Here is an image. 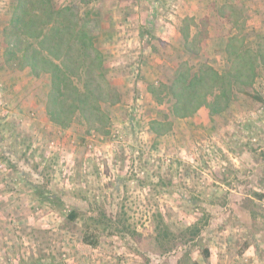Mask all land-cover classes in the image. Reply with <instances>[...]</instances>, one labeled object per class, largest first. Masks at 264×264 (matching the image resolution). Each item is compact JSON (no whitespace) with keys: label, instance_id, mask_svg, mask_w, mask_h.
<instances>
[{"label":"rangeland","instance_id":"374dc122","mask_svg":"<svg viewBox=\"0 0 264 264\" xmlns=\"http://www.w3.org/2000/svg\"><path fill=\"white\" fill-rule=\"evenodd\" d=\"M31 1L36 11L42 0ZM17 3L0 0V264H205L219 253L264 261V187L234 186L245 177L264 184V0H53L89 15L111 82L93 71L94 84L122 95L100 101L108 121L77 116L59 130L46 112L50 76L26 68L17 85L2 72L3 30ZM186 19L191 53L180 32ZM234 54L246 68L239 60L241 80L225 82L220 111L203 105L174 118L167 89L179 65L222 74ZM218 180H231L236 194L217 196ZM104 211L122 214L130 230H101L92 219Z\"/></svg>","mask_w":264,"mask_h":264},{"label":"trees","instance_id":"16d2710c","mask_svg":"<svg viewBox=\"0 0 264 264\" xmlns=\"http://www.w3.org/2000/svg\"><path fill=\"white\" fill-rule=\"evenodd\" d=\"M31 3H33L31 0H18L9 23L3 30V41L6 45L4 66L10 71L28 68L36 77H40L43 73L50 76L51 92L48 96L46 112L55 125L63 129L69 128L77 116H80L86 124L108 121L100 101L116 103L121 100L122 95L120 91L113 90L112 86L107 90L94 84L93 79L96 74L98 75L96 77H102L104 80L109 74L106 59L97 44L99 38L97 27L90 25L87 13L84 14L87 16L85 18L78 17V10L72 7L57 8L53 0H42L41 6L36 11L35 7L29 8ZM190 28L191 23L189 24V20L186 19L180 32L186 50L191 53L197 43L193 39L191 41ZM232 48L229 43L227 51ZM71 51H76L77 56H70ZM243 57L234 54L232 67L222 74L207 64L201 65L195 72H192V67L187 65L184 67V63L180 64L170 89L166 88L172 93L169 112L174 118H188L204 105L213 113H218L220 109H215V106L227 97L225 82L230 84L231 81L239 82L243 76V70L238 65L242 61V67L246 68ZM260 58L263 59V56ZM261 59L257 55L251 59L253 62L251 66L253 70L250 72L251 82L256 77L255 68L258 63L255 62ZM107 82L111 85V82ZM220 84L223 86L221 87ZM156 90L158 88L153 85L150 87L153 94H156ZM246 94L250 95V93ZM208 95L213 97V101L208 100ZM251 96L260 100L255 95ZM90 100L95 102L97 100L98 103L95 106L91 105ZM153 131L158 135L161 134L159 129L154 128ZM26 145L27 152L35 155V152L31 151V143ZM1 158L10 161L9 165L18 170V163L12 162L6 156ZM34 158L36 159L35 156ZM78 216L76 211L67 214L69 221H75ZM121 216L122 214H118L115 217L104 211L92 220L100 225V229L104 232L109 229L127 232L130 228ZM206 256H208L207 251ZM192 264L197 263L192 262Z\"/></svg>","mask_w":264,"mask_h":264},{"label":"crops","instance_id":"0c3cea01","mask_svg":"<svg viewBox=\"0 0 264 264\" xmlns=\"http://www.w3.org/2000/svg\"><path fill=\"white\" fill-rule=\"evenodd\" d=\"M259 57H260V55H259ZM2 72L4 73V74H6V77H8V78H11V77H14V82L15 81H18V83H17V85H21L22 83H24L25 81H23V82H19L20 81V78H23V76L24 75H27L29 72H27V70L25 69V70H23V71H15V72H13V71H10V70H8L7 68H3V70H2ZM36 93H37V91H36ZM39 94V93H38ZM32 95H34V93L32 94ZM39 105H40V112L43 114L44 113V115L46 116V114H45V106H43V105H41V103L40 104H38L37 105V107L39 108ZM213 119H214V117L212 118V117H208L207 118V120H211V121H213ZM48 119H47V117H46V121H47ZM180 120H181V118H180ZM50 121V120H49ZM48 121V122H49ZM207 121H205V123H206ZM214 122V121H213ZM52 122L50 121V124H51ZM53 124V123H52ZM47 125H48V123H47ZM56 126V127H55ZM48 127H49V125H48ZM54 129L55 130H59V128H57V125H54ZM183 130H185V129H183ZM211 149H209V151L208 152H211L210 151ZM205 155L207 156V153H205ZM210 157V156H209ZM211 159V158H210ZM240 172H242V173H246V172H243L242 171V169L240 170ZM239 174V172L238 171H235V174ZM235 179V178H234ZM233 180V179H232ZM219 181L220 180H218L216 183H219ZM230 181L231 180H223V181H220V184L219 185H217V187H215L214 189H216L217 190V196H221V195H223V197L224 196H226L225 198H227V194L228 193H225V192H228L227 191V189L228 190H230V191H232V192H234V193H232V194H236V192H237V190H233V184H231L230 183ZM254 184H257V186H263L264 187V184H262L261 182H258V181H256V183L254 182V181H248V179H247V177H245V178H243V179H237V181H236V183L234 184V186H240L241 188H249L251 185H254ZM224 192V193H223ZM261 192V191H260ZM262 192H264V190H262ZM230 195V196H232V197H234V196H236V195ZM260 194V193H259ZM259 194H257V195H259ZM256 195V196H257ZM238 196H240V197H243V196H248V194H244L243 196H242V193L241 194H239ZM238 196H236V198L238 197ZM260 199H263V195H260V196H258ZM253 198V197H252ZM0 236H1V233H0ZM220 254V256L219 257H216V254L214 255L215 257H213V255L210 257H208V261H207V263H205V264H256V262H258L256 259H255V257L254 258H252L251 260L249 259V255L247 254V253H245V254H242V255H238V256H234V255H231V256H228V254L227 255H223V254H221V253H219ZM261 264H263L264 263V261L263 260H261V261H259ZM259 263V264H260Z\"/></svg>","mask_w":264,"mask_h":264},{"label":"built area","instance_id":"2783aa9c","mask_svg":"<svg viewBox=\"0 0 264 264\" xmlns=\"http://www.w3.org/2000/svg\"><path fill=\"white\" fill-rule=\"evenodd\" d=\"M96 249H94V251H95Z\"/></svg>","mask_w":264,"mask_h":264}]
</instances>
